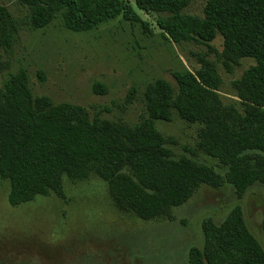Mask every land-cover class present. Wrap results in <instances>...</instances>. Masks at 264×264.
Here are the masks:
<instances>
[{"label": "trees", "instance_id": "obj_1", "mask_svg": "<svg viewBox=\"0 0 264 264\" xmlns=\"http://www.w3.org/2000/svg\"><path fill=\"white\" fill-rule=\"evenodd\" d=\"M190 0H16L24 12L0 4V49H11L19 26L39 30L60 27L85 32L121 15L152 34L140 12L154 17L167 41L205 45L193 52L198 67L174 71L176 86L157 78L142 92L144 114L132 124L102 117L109 105L89 112L80 104L54 103L33 95L19 68L0 86V178L7 179L11 206L36 195L65 199L62 178L91 176L106 183L113 207L142 220L159 221L205 184L228 182L238 198L254 182L264 189V0H205L202 14L187 13ZM220 35L222 50L210 42ZM213 53L215 60L209 57ZM242 57L253 62L231 81L235 98L222 100L216 62L232 72ZM97 93L106 88L94 84ZM130 88L125 101L134 97ZM116 105L115 101H111ZM175 112L197 125L196 147L225 166L223 173L191 157L172 154L171 137L156 120ZM264 239V217L260 223ZM203 242L187 251L186 264H264V246L246 224L240 205L216 223L201 221Z\"/></svg>", "mask_w": 264, "mask_h": 264}, {"label": "rangeland", "instance_id": "obj_2", "mask_svg": "<svg viewBox=\"0 0 264 264\" xmlns=\"http://www.w3.org/2000/svg\"><path fill=\"white\" fill-rule=\"evenodd\" d=\"M204 3L190 0L185 11L201 15ZM0 4L15 14L24 12L16 0H0ZM140 14L150 23L152 34L121 15L85 32L66 30L57 21L39 30L19 26L11 49H0V86L9 74L23 68L33 95H47L54 103L80 104L89 112L109 105L110 111L102 112V117L138 121L144 114L146 85L162 78L175 87L173 72L193 71L198 64L192 53L207 51L202 44L177 45L163 39L154 17ZM210 44L221 51L222 37L216 35ZM209 57L215 60L213 53ZM252 62L242 57L232 72L216 62L222 100L235 98L231 81ZM97 83L105 92L93 90ZM130 88L135 89L134 97L126 103ZM154 125L173 139L168 147L175 157H191L225 171L217 158L196 147V124L173 112L170 120H156ZM62 187L65 199L50 193L11 206L9 182L0 178V264H186L188 248L202 245V219L211 217L218 223L237 204L264 246L260 227L264 189L258 182L240 198L228 182L219 187L202 184L184 203L171 208V219L167 215L159 221L142 220L113 207L106 183L98 177L83 181L63 177Z\"/></svg>", "mask_w": 264, "mask_h": 264}]
</instances>
